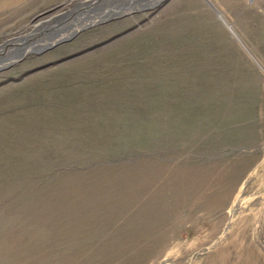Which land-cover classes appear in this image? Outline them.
<instances>
[{
  "label": "rangeland",
  "instance_id": "rangeland-1",
  "mask_svg": "<svg viewBox=\"0 0 264 264\" xmlns=\"http://www.w3.org/2000/svg\"><path fill=\"white\" fill-rule=\"evenodd\" d=\"M0 264H264V0H0Z\"/></svg>",
  "mask_w": 264,
  "mask_h": 264
}]
</instances>
